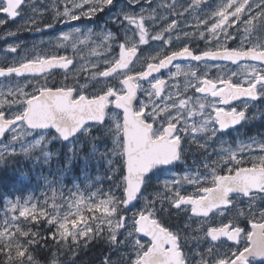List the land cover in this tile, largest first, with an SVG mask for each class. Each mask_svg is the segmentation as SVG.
I'll use <instances>...</instances> for the list:
<instances>
[{"label":"snow or ice","instance_id":"snow-or-ice-1","mask_svg":"<svg viewBox=\"0 0 264 264\" xmlns=\"http://www.w3.org/2000/svg\"><path fill=\"white\" fill-rule=\"evenodd\" d=\"M207 4L0 0L7 19L21 18L4 36L58 32L31 48L9 44L0 61V165L17 157L56 165L36 176L45 189L40 197L5 200L0 264H85L82 253L95 245L107 252L99 264H264V134L238 138L235 146L223 138L264 118V0ZM101 13H110L106 23L115 31L73 24ZM193 40L205 48L197 51ZM152 42L153 51L141 48ZM44 44L71 55L41 54ZM85 49L96 59L86 60ZM181 60L183 69L174 64ZM209 62L236 68L213 78L208 70L225 66ZM170 66L175 72L167 78L154 75ZM54 70H62V83H49ZM234 101L241 105L221 107ZM104 141L111 147L102 150ZM56 143L67 147L62 159ZM193 146L202 158L193 156L190 166ZM78 159L85 182L67 188L64 177ZM101 161L106 175L95 180L110 181L106 191L87 172ZM158 174L163 190L146 194ZM173 209L190 213L182 227L164 223Z\"/></svg>","mask_w":264,"mask_h":264},{"label":"rangeland","instance_id":"rangeland-1","mask_svg":"<svg viewBox=\"0 0 264 264\" xmlns=\"http://www.w3.org/2000/svg\"><path fill=\"white\" fill-rule=\"evenodd\" d=\"M45 2H50V0H45ZM117 4H119L120 0H116ZM218 2V0H208V4L206 5V7L211 8L212 6H214L216 3ZM37 3H40V0H37ZM117 9L113 8L112 12H115ZM107 13V10H106ZM110 15V13L105 14V13H101L99 14V16L97 18H94L93 20H87V19H82L81 21H76L73 22V24H76L78 26H80L83 29H87L88 27H91L94 29V31L99 32L101 30L102 27H106V28H110L111 30L115 31L114 26H112L111 24H107L106 22L108 21V16ZM0 19H5L6 22L0 26V61L3 60V50L6 48L7 45L9 44H13V43H21L22 44V48H31L34 42H38L40 39H44L45 41H49V40H53L55 38V35L58 34L56 29H46L44 32H26V31H21L19 32L16 36H11V37H7L4 36V34L8 31V30H15L17 25L21 22V18L19 17L18 20L16 21H11L10 19H7L5 14L0 12ZM47 22V20L45 21ZM59 30L62 31H68L69 30V26L68 25H58L57 26ZM230 44H233L235 42H229ZM158 44V42H152V46H141L142 49H147L148 51H153V49L155 48V46ZM190 45L191 47H193L196 50H202L205 48V44L203 41H190ZM175 46H179V45H175ZM38 49L41 52V54H50L54 51L58 52V54H66V55H71L70 50H56L54 48V44H44V45H38ZM88 50L85 49L83 55L85 56L86 60H95V57H89L87 55ZM13 54H8L9 60L11 59ZM77 59H79V57H77ZM210 64H212L211 62H209ZM142 66V62L137 64V69H139ZM186 65H181L182 69L185 67ZM103 67V65H102ZM229 69H234V68H230L229 66H226L225 72H227ZM206 69H204L203 67H201L200 71L203 72ZM209 71V75H211L212 72H216L217 74H219L222 70L218 69V68H211ZM171 72H175V68L171 71ZM56 75L53 76L50 80L49 83L51 84H55L59 82H63V75H62V71L61 72H55ZM184 77L180 76L176 79V83H179L180 86H183V81H184ZM43 82V81H42ZM173 83V81H169V90H175L172 89L170 86ZM258 107L264 108V105H258ZM252 111H254V109H252ZM105 144H107L108 147H111L110 141H104L101 142L99 147L103 150V148L105 147ZM53 151H58L61 153V159L63 158V153L67 152V147L64 145H61L59 143H56L53 145ZM199 160V158H198ZM106 168L107 165L101 161L99 164L95 163V162H91L87 168V172L89 174V178L92 181H95V185H99L102 187L103 190H107L110 185L111 182L101 179L100 181H96L95 177L96 176H100L101 178H103L106 175ZM83 170H84V163L82 160H76L72 166V170L64 177V184L67 186V188H71L72 185L74 183H79L83 186L84 184V175H83ZM55 172L56 171V165L55 162H53V165L51 167V169H49L48 166H43V168L39 167V166H34L33 165V171H32V178L34 180V189L29 193V194H25L23 196H10V195H0V222H2V219L5 216V212L6 209L4 207L5 204V200H12L15 198H26L27 196H35V197H40L42 195V193L45 191V189L37 183L36 181V176L43 172L44 175H48L49 172ZM94 185V187H95ZM129 215H131V213H129Z\"/></svg>","mask_w":264,"mask_h":264},{"label":"flooded vegetation","instance_id":"flooded-vegetation-1","mask_svg":"<svg viewBox=\"0 0 264 264\" xmlns=\"http://www.w3.org/2000/svg\"><path fill=\"white\" fill-rule=\"evenodd\" d=\"M19 19V18H18ZM17 19V20H18ZM203 50V49H202ZM197 51H201V50H197ZM211 63H219L221 65H224L225 67L223 69H221L222 71H225L226 69V66H229L230 68H236L235 65H230L228 62H211ZM178 64L180 65H186L187 62H179ZM193 64H195V62H193ZM174 69V67L164 71V72H161L159 74H157L158 76H161V77H164V78H167L169 73ZM55 72H61L62 70H54ZM217 75L216 72H212L211 73V77L215 78V76ZM21 79H24V78H21ZM58 83H61L58 81ZM241 105V102L240 101H234L232 104L230 105H222L221 107H224V108H230L232 106H237L239 107ZM258 105H261L258 103ZM250 113L252 112V109L249 110ZM260 134H264V118H261L260 120H257L253 123H249V124H246V125H243V126H237L235 130L233 129H229L227 131L226 134H224V139L228 140L229 143H231L233 146H235L236 142H237V139H242V140H246L248 137L250 136H253V135H260ZM195 156L197 162L200 161V159L202 158V154L197 151L195 149V146H193V150L192 152L189 154V159H188V164L191 166L192 165V157ZM199 158V160H198ZM184 170V166L183 165H180L176 171L179 173V172H182ZM164 175L163 174H158V175H154L152 176V179L149 181L148 183V188H147V193H153L154 191L157 190V188L159 187V190H163L162 189V184H160L158 186L157 184V181H162L164 179ZM191 187L192 186H186L187 189L191 190ZM143 191V189H142ZM139 202H136V204H138ZM131 207V206H130ZM173 211V215L172 216H165L164 217V223L170 227H172L173 229H175V227L177 225L179 226H183V223L184 221L189 217L190 213H184V212H181L179 215H176L175 214V211L176 210H172ZM232 216V213H226V218H230ZM239 223H240V226L241 227H244L246 230H248L250 228V224L248 223V221L244 218H240L239 220ZM91 249H94L95 252L93 253L94 254V257H92L91 259H88L85 261V253H82V257H83V260L85 262V264H88L89 261H92V262H95V264H99V259L102 257V255H107V252H105L104 250H102L103 252H100L98 251V248H102V247H99V245H95V246H90ZM92 254V252L90 253V255Z\"/></svg>","mask_w":264,"mask_h":264},{"label":"trees","instance_id":"trees-1","mask_svg":"<svg viewBox=\"0 0 264 264\" xmlns=\"http://www.w3.org/2000/svg\"><path fill=\"white\" fill-rule=\"evenodd\" d=\"M32 171L33 163L20 157L10 159L6 165H0V195L29 194L34 189ZM102 250L98 248V251L103 252ZM94 252V249L89 248L85 254V261L94 257Z\"/></svg>","mask_w":264,"mask_h":264},{"label":"water","instance_id":"water-1","mask_svg":"<svg viewBox=\"0 0 264 264\" xmlns=\"http://www.w3.org/2000/svg\"><path fill=\"white\" fill-rule=\"evenodd\" d=\"M5 16H6V14H5ZM17 19H18V17L16 18V20H17ZM10 20H11V19H10ZM16 20H11V21H16ZM178 62H186V61H182V60H181V61H174V64H176V63H178ZM170 68H172V67L170 66ZM170 68H169V69H170ZM166 70H168V69L161 70V72H164V71H166ZM161 72H160V73H161ZM158 74H159V73H158ZM154 75H157V74H154ZM134 203H136V202H134Z\"/></svg>","mask_w":264,"mask_h":264}]
</instances>
